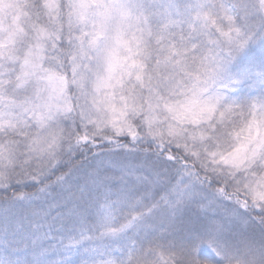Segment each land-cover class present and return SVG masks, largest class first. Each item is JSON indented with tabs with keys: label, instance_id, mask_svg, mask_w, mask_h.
Instances as JSON below:
<instances>
[{
	"label": "snow or ice",
	"instance_id": "1",
	"mask_svg": "<svg viewBox=\"0 0 264 264\" xmlns=\"http://www.w3.org/2000/svg\"><path fill=\"white\" fill-rule=\"evenodd\" d=\"M0 264H264V0H0Z\"/></svg>",
	"mask_w": 264,
	"mask_h": 264
}]
</instances>
